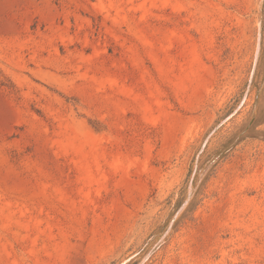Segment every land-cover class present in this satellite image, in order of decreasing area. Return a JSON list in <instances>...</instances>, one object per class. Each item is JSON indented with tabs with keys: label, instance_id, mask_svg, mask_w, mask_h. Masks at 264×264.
<instances>
[{
	"label": "rangeland",
	"instance_id": "1",
	"mask_svg": "<svg viewBox=\"0 0 264 264\" xmlns=\"http://www.w3.org/2000/svg\"><path fill=\"white\" fill-rule=\"evenodd\" d=\"M0 264H264V0H0Z\"/></svg>",
	"mask_w": 264,
	"mask_h": 264
},
{
	"label": "trees",
	"instance_id": "2",
	"mask_svg": "<svg viewBox=\"0 0 264 264\" xmlns=\"http://www.w3.org/2000/svg\"><path fill=\"white\" fill-rule=\"evenodd\" d=\"M254 79L255 77L253 78V81L251 83V88L255 82ZM255 124L256 123H254V125H252L249 130L252 131L255 128ZM237 136H239V134ZM235 140H237L236 137L233 140H229L226 144H223L219 150L214 151L207 157L205 155L208 144L205 146L204 150L201 152V154L198 157L196 174L200 169H203L204 167L206 168L210 166V168L206 176L204 177L202 184L199 186L198 190L194 193L193 198L191 199L188 206H190L192 203L198 200V197L200 196V192L203 189L206 180L214 174L217 165L220 163L221 160H223L226 157V154L228 153L229 149H231V145L234 143ZM240 140L241 139H239L238 141ZM196 182H197V177L195 176L192 182L193 186L196 185Z\"/></svg>",
	"mask_w": 264,
	"mask_h": 264
}]
</instances>
